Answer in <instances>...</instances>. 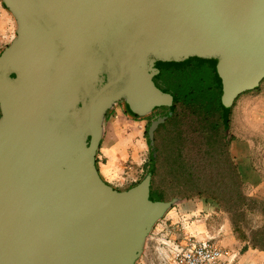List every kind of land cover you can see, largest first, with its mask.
<instances>
[{
	"label": "water",
	"instance_id": "water-1",
	"mask_svg": "<svg viewBox=\"0 0 264 264\" xmlns=\"http://www.w3.org/2000/svg\"><path fill=\"white\" fill-rule=\"evenodd\" d=\"M2 1L17 28L0 52V264H134L175 201L151 199L150 173L102 178L104 116L172 106L156 64L192 57L216 60L229 112L264 79V0Z\"/></svg>",
	"mask_w": 264,
	"mask_h": 264
},
{
	"label": "rangeland",
	"instance_id": "rangeland-1",
	"mask_svg": "<svg viewBox=\"0 0 264 264\" xmlns=\"http://www.w3.org/2000/svg\"><path fill=\"white\" fill-rule=\"evenodd\" d=\"M16 28L13 14L0 0V51L16 36ZM124 100L116 102V107L119 111L125 110L131 113ZM169 108V106L165 107L166 111ZM161 114L160 108L155 109L133 123L132 129L140 131V134L137 138L131 139L132 142L129 139L128 146L125 145L123 149L122 162L114 169L116 176L120 180H126V183L113 186L114 188L128 189L132 183L140 182L147 173H150L146 168L150 149L145 130L153 120L162 117ZM116 122L121 124L118 120ZM226 127L227 138L231 142L230 152L239 165L244 181L243 192L248 196L264 199V80L258 89L247 91L236 99ZM153 145H155V132ZM168 145L164 137H159L156 142L160 156L156 163L157 173L153 182L155 187L165 191L167 201L173 200L175 203L153 226L145 241L144 249L134 264H176L172 252L173 245L185 243L190 237L196 240L211 239L217 244L228 246L230 241L236 240L244 247L247 241L238 237L227 210L222 209L212 198L185 197L184 193L179 192L180 189H176L184 182L189 184V181L184 177L169 175L170 166L166 157L170 152ZM193 154L191 143L188 142L183 153L187 168L191 167V163H196L191 160ZM206 163L203 160L199 167L195 166L200 169L195 182L214 185V191L220 186L231 188L236 179L229 165L224 162L218 164V161L213 165ZM150 174L152 180V173ZM259 220L260 217L251 214L243 221V229L247 231L255 228Z\"/></svg>",
	"mask_w": 264,
	"mask_h": 264
},
{
	"label": "trees",
	"instance_id": "trees-1",
	"mask_svg": "<svg viewBox=\"0 0 264 264\" xmlns=\"http://www.w3.org/2000/svg\"><path fill=\"white\" fill-rule=\"evenodd\" d=\"M215 62V59L192 57L182 62L160 61L156 64L159 69L153 77L156 85L171 93L174 99L168 109L170 113L165 115V121L155 130V145L151 143L148 135L150 125L145 130L150 149L146 168L152 173L150 197L154 201L166 200L165 191L155 187L153 182L160 156L156 142L159 137H164L170 147V152L166 154L170 166L169 175L184 177L189 181V184L184 182L176 189H180L179 192L184 193L185 197L212 198L230 213L238 237L247 241L242 250L252 248L264 251V199L248 196L242 190L244 181L239 165L230 152L231 142L226 134V124L232 108L229 112L224 111L221 104V82ZM188 142L191 143V152L194 153L191 160L196 162L191 163L190 168L185 166L183 157ZM203 160L211 165L217 164V161L218 164L224 162L229 165L236 179L231 188L220 186L214 191V185L195 182L200 170L195 166L199 167ZM251 214L257 215L260 220L255 228L246 231L242 224Z\"/></svg>",
	"mask_w": 264,
	"mask_h": 264
},
{
	"label": "crops",
	"instance_id": "crops-1",
	"mask_svg": "<svg viewBox=\"0 0 264 264\" xmlns=\"http://www.w3.org/2000/svg\"><path fill=\"white\" fill-rule=\"evenodd\" d=\"M140 119H142V116L136 118L130 112H126L125 110L119 111L116 103L104 116L103 135L96 154V165L102 178L114 187L126 183V180H120L116 176L114 169L122 162L124 155L123 149L125 145L128 146L129 139L131 141V139L137 138V135L140 134V131L132 129L133 123ZM116 120L121 124H118ZM133 185L135 184L132 183L130 187ZM222 247L235 251L238 259L243 263L264 264V251L252 248L242 250V244L236 240L230 241L229 246L223 245Z\"/></svg>",
	"mask_w": 264,
	"mask_h": 264
},
{
	"label": "built area",
	"instance_id": "built-area-1",
	"mask_svg": "<svg viewBox=\"0 0 264 264\" xmlns=\"http://www.w3.org/2000/svg\"><path fill=\"white\" fill-rule=\"evenodd\" d=\"M176 264H257L243 263L235 251L224 248L211 239L188 238L172 248Z\"/></svg>",
	"mask_w": 264,
	"mask_h": 264
},
{
	"label": "flooded vegetation",
	"instance_id": "flooded-vegetation-1",
	"mask_svg": "<svg viewBox=\"0 0 264 264\" xmlns=\"http://www.w3.org/2000/svg\"><path fill=\"white\" fill-rule=\"evenodd\" d=\"M1 52V51H0ZM125 101V100H124ZM125 104H126V106H127V103H126V101H125ZM165 107H167V106H161V107H156V108H154L153 110H157V109H161V116H165V115H167V114H169L170 113V111H166V109H165ZM171 107V106H170ZM173 109V108H172ZM165 111V112H164ZM158 117V116H157Z\"/></svg>",
	"mask_w": 264,
	"mask_h": 264
}]
</instances>
